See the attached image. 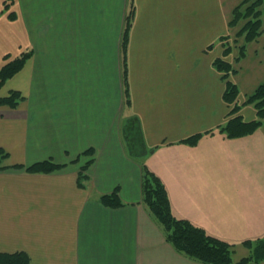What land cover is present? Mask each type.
<instances>
[{
	"label": "crops",
	"instance_id": "0c3cea01",
	"mask_svg": "<svg viewBox=\"0 0 264 264\" xmlns=\"http://www.w3.org/2000/svg\"><path fill=\"white\" fill-rule=\"evenodd\" d=\"M238 2L0 0V70L32 54L0 89L24 96L16 108L0 105L5 164L62 166L0 171V253L25 252L30 264H202L167 240L143 203L147 166L177 218L234 244L236 262L250 254L243 242L264 235V124L236 139L219 132L231 107L214 66L228 61L223 38L234 42ZM255 81L240 104L263 83ZM238 114L257 117L253 107ZM116 189L123 206L104 205Z\"/></svg>",
	"mask_w": 264,
	"mask_h": 264
},
{
	"label": "trees",
	"instance_id": "16d2710c",
	"mask_svg": "<svg viewBox=\"0 0 264 264\" xmlns=\"http://www.w3.org/2000/svg\"><path fill=\"white\" fill-rule=\"evenodd\" d=\"M10 4H5L7 9ZM264 15V0H241L235 6L232 12L231 20L229 21V28H238L235 33L233 43H224L225 56L232 52L234 46H237V39L242 38L244 43L239 47V54L236 56L235 61L240 62L241 59L247 55V45L259 40L263 35V17ZM12 16V15H10ZM134 16V7L129 12L126 18L124 28L122 48L124 53L127 48L129 30L132 25ZM227 36L223 38L229 39ZM31 52H24L15 59L9 60L0 70V89L5 83L17 75L25 67L26 62L31 57ZM216 69L222 73L223 80L226 81V91L224 92V101L231 107L229 119L227 122L219 127V132L224 134L229 139H236L254 133L259 127L264 124V82L260 84L256 90L247 96L246 100L240 104L238 97L240 90L238 85L231 80V76L237 73V69L233 64L218 58L214 62ZM127 70L124 68L123 77L125 85V96L129 97L127 89ZM24 96L19 91H10L8 95L0 97V105L16 108L22 101ZM254 106L257 117L256 119L246 122L238 113L242 106ZM212 133V132H211ZM202 135L190 137L185 142L192 145L196 144ZM83 156L94 155L90 149L82 154ZM9 153L0 148V171L6 170L11 167L25 169L28 173H51L55 170L61 169L62 166L54 164L52 161H43L35 163L29 167L22 165H6L5 161L9 158ZM78 160V159H77ZM76 160V161H77ZM93 159L90 158L81 168L79 174L80 186L82 180L86 179V172ZM142 197L143 203L147 207L149 213L154 220L162 227L167 240L183 255L191 260L200 262L202 264H249L260 263L264 261V235L256 239H248L243 242V245L249 249L250 254L242 257L237 262L234 259L235 246L234 244L212 236L205 229L196 226L191 221L177 218L172 210L170 197L166 186L162 180L153 173L147 166L143 167L142 172ZM101 202L108 207H120L123 203L119 197L118 189L113 193L103 195ZM31 260L27 253L19 251L14 253H0V264H30Z\"/></svg>",
	"mask_w": 264,
	"mask_h": 264
},
{
	"label": "rangeland",
	"instance_id": "374dc122",
	"mask_svg": "<svg viewBox=\"0 0 264 264\" xmlns=\"http://www.w3.org/2000/svg\"><path fill=\"white\" fill-rule=\"evenodd\" d=\"M237 2H238V0H237ZM240 2H241V0H239L238 3H240ZM262 19H263V30H264V15H263ZM233 31L237 32L238 28H234ZM231 40L232 39H226V41L228 43H230ZM243 43H244V40L242 38H238L237 39V46H234L232 49V52L229 55H227L226 57H227L228 61H231L233 63L234 68L237 69V76L235 79L240 80L239 81L241 84V87H240L241 91L240 92L244 93V94H248V91L251 92L250 91L251 89L250 90L247 89V88H250L248 85L250 83L249 82L250 77L256 78L255 84H258V82H260L261 80H263L262 82H264V33L259 38L258 41L253 42V43H249L247 45V56L244 57L243 59H241L240 62H236L235 58L239 54V47ZM253 88H255V87H253ZM241 97H242V95H240V98ZM244 97H246V95H244ZM247 107H253L254 108V106H252V105L251 106H243L242 110H244ZM235 257L238 258V255Z\"/></svg>",
	"mask_w": 264,
	"mask_h": 264
}]
</instances>
